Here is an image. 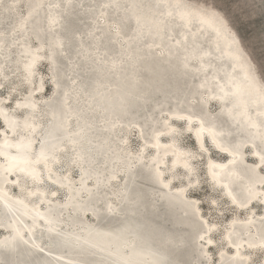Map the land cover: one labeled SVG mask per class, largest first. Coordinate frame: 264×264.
Here are the masks:
<instances>
[{"label":"snow or ice","instance_id":"obj_1","mask_svg":"<svg viewBox=\"0 0 264 264\" xmlns=\"http://www.w3.org/2000/svg\"><path fill=\"white\" fill-rule=\"evenodd\" d=\"M238 2L0 0V253L39 229L52 264L264 261V14L254 58Z\"/></svg>","mask_w":264,"mask_h":264},{"label":"rangeland","instance_id":"obj_2","mask_svg":"<svg viewBox=\"0 0 264 264\" xmlns=\"http://www.w3.org/2000/svg\"><path fill=\"white\" fill-rule=\"evenodd\" d=\"M198 3H207L208 5H217L222 3H227L228 0H193ZM22 2H25V0H22ZM91 0H85V3H90ZM4 7L7 8V3L4 4ZM231 12L235 17H241L243 18L242 21L240 19H237V26L241 30V36L244 39V46L247 47L248 51L251 53L252 57L258 58L259 55V49H258V43L260 39V17L262 14H264V8H262L260 4V0H239L238 3L233 4L231 8ZM16 13V14H15ZM18 19V13L17 12H9L5 13L2 10H0V30L10 31L11 28L15 25ZM87 20V19H86ZM2 21V23H1ZM128 30L131 28V24L129 25ZM246 159L249 163H254L251 161L250 154L246 153ZM217 159H220L221 157L219 154H214ZM204 185L202 184L201 189L199 190L200 195L204 196ZM11 192H13L16 195H19L18 190L13 189L11 186L9 188ZM41 230H39L40 232ZM40 234V235H39ZM39 234H36L37 240L39 239L41 247L44 248V252H39L36 254V257L38 259H43L47 256V252H49L48 244H47V238L45 237L46 233L40 232ZM49 235V234H48ZM47 240V241H46ZM54 253V252H53ZM193 250L189 249L186 251L181 257H193ZM49 256V255H48ZM258 264H264V261L261 260L259 257L258 252L256 253ZM0 257L4 259L5 264H8V256L6 253H0ZM53 257V256H52ZM174 259L179 260L180 258V252L175 251L174 253ZM53 259V258H52ZM66 260V259H65Z\"/></svg>","mask_w":264,"mask_h":264},{"label":"bare ground","instance_id":"obj_3","mask_svg":"<svg viewBox=\"0 0 264 264\" xmlns=\"http://www.w3.org/2000/svg\"><path fill=\"white\" fill-rule=\"evenodd\" d=\"M89 1V0H88ZM155 2H156V0H119V3H120V5L122 6L120 9H116V8H113V9H109L108 10V12H109V19L110 20H114V21H117V22H122V20H123V17L125 16V15H130V12H126L125 11V8L128 6V5H130V4H132V3H135V4H137V5H140L141 7H140V11L141 12H143V13H151V12H154V11H157V9H155L154 8V5H155ZM173 2H174V0H173ZM189 2H191V3H198V2H196V1H193V0H189ZM87 4V3H86ZM201 4H203V3H201ZM16 14V13H15ZM87 19V18H86ZM130 22V21H129ZM1 23H2V21H1ZM131 23H129V25H130ZM127 26L126 28H125V31H128V27H130V26ZM3 29V28H2ZM1 29V30H2ZM239 38V37H238ZM110 48H114V46H109ZM160 71H162L163 70V68H162V66L160 67V69H159ZM141 75L145 78V79H148V78H150V74L149 73H147V72H142L141 73ZM126 83V82H125ZM110 84H111V87H112V90L113 91H115V88H116V84H117V81H115V80H112L111 82H110ZM245 152L247 153H249L250 154V149H246L245 150ZM247 156V155H246ZM251 161H253V162H255L254 161V158L250 155V158H249ZM9 188H10V186H9ZM41 232V231H40ZM39 232V229L37 230V232H36V234H39L40 233ZM40 235V234H39ZM45 237L47 238V244H48V248H49V251H51V252H54V253H61L63 250L62 249H60V248H57V247H52V248H50L49 247V244H50V241H49V239H48V233H46L45 234ZM40 240L38 239V242H39ZM190 249V248H189ZM189 249H165L168 253H169V255H170V257L172 258V259H174V253H175V251H179L180 252V258H179V260L177 261V260H175V261H177L178 262V264H183V262H186L187 260H189V259H196V255H195V253H193V257H191V258H189V257H183L184 259H182V255L186 252V251H188ZM38 253V250H36V249H33V248H29L28 246H24V245H22V246H20L19 247V249H18V251L16 252V253H14V254H12V253H6L7 254V256H8V264H12V262L13 261H25V260H28V261H30L31 262V264H52V261H53V257L52 256H46L45 258H43V259H38L37 257H36V254ZM69 255H71V253H69L68 255H65V259L67 260L68 258H69ZM0 259H2L1 257H0ZM4 260V259H3Z\"/></svg>","mask_w":264,"mask_h":264},{"label":"water","instance_id":"obj_4","mask_svg":"<svg viewBox=\"0 0 264 264\" xmlns=\"http://www.w3.org/2000/svg\"><path fill=\"white\" fill-rule=\"evenodd\" d=\"M100 2V0H97V3H99ZM86 18H87V16L85 17V20H86ZM129 23H131V21L129 22ZM129 25V24H128Z\"/></svg>","mask_w":264,"mask_h":264}]
</instances>
